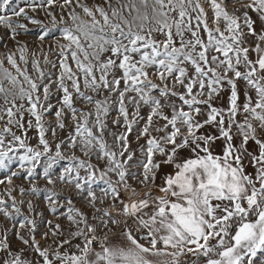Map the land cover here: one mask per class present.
<instances>
[{"label":"snow or ice","instance_id":"obj_1","mask_svg":"<svg viewBox=\"0 0 264 264\" xmlns=\"http://www.w3.org/2000/svg\"><path fill=\"white\" fill-rule=\"evenodd\" d=\"M0 264H264V0H0Z\"/></svg>","mask_w":264,"mask_h":264},{"label":"rangeland","instance_id":"obj_2","mask_svg":"<svg viewBox=\"0 0 264 264\" xmlns=\"http://www.w3.org/2000/svg\"><path fill=\"white\" fill-rule=\"evenodd\" d=\"M26 39H31L32 37H25ZM29 135H34V133H29ZM63 135V133H61ZM33 144H35V140L32 141Z\"/></svg>","mask_w":264,"mask_h":264}]
</instances>
